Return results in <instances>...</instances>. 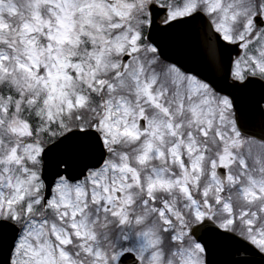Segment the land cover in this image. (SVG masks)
Listing matches in <instances>:
<instances>
[{"label": "snow or ice", "instance_id": "6c2138e0", "mask_svg": "<svg viewBox=\"0 0 264 264\" xmlns=\"http://www.w3.org/2000/svg\"><path fill=\"white\" fill-rule=\"evenodd\" d=\"M0 264H264V0H0Z\"/></svg>", "mask_w": 264, "mask_h": 264}]
</instances>
